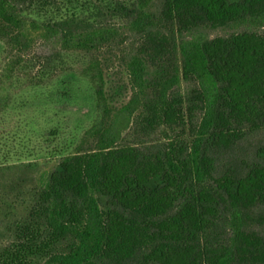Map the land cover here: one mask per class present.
I'll return each mask as SVG.
<instances>
[{
    "label": "trees",
    "instance_id": "16d2710c",
    "mask_svg": "<svg viewBox=\"0 0 264 264\" xmlns=\"http://www.w3.org/2000/svg\"><path fill=\"white\" fill-rule=\"evenodd\" d=\"M0 40L98 112L42 187L2 185L0 264H264V0H0Z\"/></svg>",
    "mask_w": 264,
    "mask_h": 264
},
{
    "label": "rangeland",
    "instance_id": "374dc122",
    "mask_svg": "<svg viewBox=\"0 0 264 264\" xmlns=\"http://www.w3.org/2000/svg\"><path fill=\"white\" fill-rule=\"evenodd\" d=\"M33 39L32 57L52 56L60 50L54 36L36 33ZM4 48L0 40V248L15 213L25 204L15 194L8 197L2 185L25 174L42 187L59 161L60 150L71 153L98 115L88 85L67 77L64 82L34 87L31 82L40 67L31 76L8 71ZM189 88L183 84L184 91ZM29 164L32 167L26 168Z\"/></svg>",
    "mask_w": 264,
    "mask_h": 264
}]
</instances>
